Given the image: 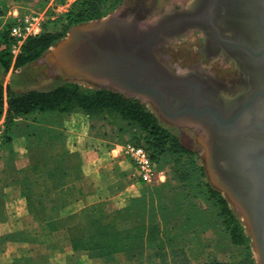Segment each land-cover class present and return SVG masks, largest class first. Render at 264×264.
<instances>
[{
  "label": "rangeland",
  "instance_id": "obj_1",
  "mask_svg": "<svg viewBox=\"0 0 264 264\" xmlns=\"http://www.w3.org/2000/svg\"><path fill=\"white\" fill-rule=\"evenodd\" d=\"M73 1L75 0H0V14L6 16L0 19V33L15 21L16 16L24 14L38 16L40 33L62 31L65 33L39 59L16 70L10 67L5 72L0 66V81L4 74L12 71L10 84L21 93L30 89L50 90L60 84L68 83L77 85L85 92L105 89L121 93L126 98L142 103L154 114L158 123L176 136L180 144L192 153L186 156L167 152L158 156L154 161L156 175L151 181L146 182L138 177L132 162L120 155L113 157L111 153V148L117 144H124L127 141L138 142L136 128L109 111L94 115L90 119L91 129L88 132L95 136V140L85 152L87 158L83 166L85 175L69 192L72 197L76 196V199L72 200L62 213L66 215L79 212L86 207L91 210L98 208L105 213L106 221H110L112 229L124 230L142 224L156 223L161 234L140 251L130 249L127 252H116L112 261L91 258L85 250H71V237L64 229L57 230L52 236L53 244L58 243L64 248L62 251L69 255L66 260L72 264L74 261L77 264H173L182 262L183 258L188 260V264H199L209 260L239 264L238 262L243 259H246L247 264L250 262L260 264L254 237L245 215L239 211L227 193L214 182L211 175L213 171H209L207 167L205 121L189 117L176 119L163 117L159 109L151 105L146 97L123 90L116 85L112 86L109 84L111 81L100 76L70 67L65 61L64 54L58 51L59 45L70 37L72 30L102 26L107 20H115L120 25L122 21L123 24L130 25L134 31L140 28H148L144 32L153 30L159 25L156 17L161 13V9L169 7L176 0H120L113 9L99 19L68 25L66 12ZM195 30L198 29L182 32L168 40L171 46L164 49L163 53L170 56L171 63L175 58L180 59V67L202 63L206 65L205 69L215 76H223L224 79L231 77V69L227 68L228 59L222 57L201 59L202 55L198 52L201 43L189 40L191 33H194L191 31ZM239 78H241L240 74L233 79V82L235 83L236 80L240 82ZM221 95L232 96L231 93ZM71 113L88 116L77 108ZM58 142L65 147H71L70 132ZM5 144L6 142L3 141L1 148ZM218 183L224 187L221 180ZM206 184L218 190L227 200L229 208L242 228L243 245L231 241L219 217L215 200L207 197ZM6 195L16 197L18 194L15 188L0 191L1 213L6 209L2 202V198ZM83 222L82 230L80 231L79 227L75 233L78 237L82 236L89 240L94 228L86 220ZM95 252L91 251L94 254ZM55 256L60 255L54 253L51 257L53 261L56 259ZM17 264H32V262L25 259Z\"/></svg>",
  "mask_w": 264,
  "mask_h": 264
},
{
  "label": "trees",
  "instance_id": "obj_2",
  "mask_svg": "<svg viewBox=\"0 0 264 264\" xmlns=\"http://www.w3.org/2000/svg\"><path fill=\"white\" fill-rule=\"evenodd\" d=\"M120 0H75L70 9L66 12L67 24L85 22L103 17ZM62 32H41L34 36H29L21 47V52L12 61V55L6 49L0 50V66L4 71L16 70L39 59L43 53L49 49L53 43L64 36ZM7 37V28L0 33V40ZM5 95V96H4ZM79 109L88 116L109 111L117 114L123 121L136 128L138 142L149 152L153 161L164 153L171 152L180 155L190 156L192 151L180 144L178 138L162 127L154 114L144 107L138 100L124 97L121 93L97 89L85 92L75 84H60L49 91L36 89L22 93H15L7 83L5 87L0 85V118L5 112L6 131L4 142L8 140V132L14 120L25 114L35 111H59L70 114L74 109ZM140 140H142L140 142ZM65 151V148L62 150ZM201 169V168H200ZM202 170V169H201ZM202 173V172H201ZM76 184L65 187L63 195L64 202L61 208L49 210H37L29 206L31 212L40 214L43 217L45 226L43 233L32 239H41L49 242L53 249H62L61 246L53 244L52 236L54 232L64 229L71 237V250L88 251L91 258L112 257L116 252H127L130 249L140 251L149 243L155 241L161 234L159 225L156 223L142 224L124 230L112 229L109 220L106 221L105 213L100 209L83 208L79 212L64 215L63 209L76 199L69 192ZM207 197L215 200L219 217L225 226L231 241L237 245H243L244 236L242 228L236 220L234 213L228 206L225 197L215 190L210 184H206ZM96 210V211H95ZM83 220L93 225V230L89 240L78 237L75 230H82ZM67 222L69 223L67 225ZM75 233V234H74ZM130 239V240H129ZM91 251H96L95 254ZM188 260L183 258L182 262L173 264H188ZM239 264H247L246 259L240 260ZM199 264H230V262L209 260ZM253 264V262H250Z\"/></svg>",
  "mask_w": 264,
  "mask_h": 264
},
{
  "label": "crops",
  "instance_id": "obj_3",
  "mask_svg": "<svg viewBox=\"0 0 264 264\" xmlns=\"http://www.w3.org/2000/svg\"><path fill=\"white\" fill-rule=\"evenodd\" d=\"M2 17L6 16L0 14ZM11 76L12 71L4 74L0 85L5 87L8 83L13 92L21 93L10 84ZM2 116L5 117V112ZM92 118L35 111L14 120L9 138L0 149V191L15 188L18 195L2 198L6 209L0 212V264H17L25 259L32 264H72L66 260L69 255L62 251L64 248L53 249L49 242L32 239L43 233L45 223L29 206L37 210L61 208L65 187L84 178L85 152L95 140L88 132ZM68 132L71 147L58 142ZM54 253L60 255L55 256V261L51 259ZM101 259L112 261L113 256Z\"/></svg>",
  "mask_w": 264,
  "mask_h": 264
},
{
  "label": "water",
  "instance_id": "obj_4",
  "mask_svg": "<svg viewBox=\"0 0 264 264\" xmlns=\"http://www.w3.org/2000/svg\"><path fill=\"white\" fill-rule=\"evenodd\" d=\"M105 25L108 29L107 32L102 33L98 38L92 34L97 27L74 29L71 31L70 37L59 45L58 51L64 54L65 61L70 67L80 72L100 76L102 79L111 81L123 90L140 94L146 98L153 99V96L157 95L161 98L157 108L167 118L189 117L201 120L202 122L209 120L214 132H222L223 130H231L233 128L247 132L252 130L258 131L257 128L264 130V115L253 117L244 126L238 124L239 119L245 112H249L251 116L253 113H256L255 102L260 99L264 101V87L252 90L242 102L237 104L236 108L229 115H224L221 112L220 106L214 102L209 103L200 110L191 112L182 109V102L172 108L167 104V100H164L161 90L176 84L182 85V83L174 81L173 85L169 86L168 81L159 78L162 72L153 70V65L147 63L148 60L152 59V54H150L152 51L151 44L158 41L156 36L161 31L168 34L169 31H172V27L157 26L153 30L144 32L148 28H140L134 31L130 25L123 24L122 21L121 25H124L123 27L115 20L103 22L102 26ZM259 26L264 31V17L259 18ZM121 36L126 37L124 42H126L128 47H131L127 54L118 51V47L116 50L109 49L110 43L114 45V49L116 45H120ZM159 36L166 37L165 34ZM136 41L143 42L144 48L142 50L139 49L140 51H137L136 47L132 46ZM249 43L252 45L250 41ZM252 48L255 49V52H252V54L261 60L264 57V44L257 48L252 45ZM110 58L116 60L117 64L115 63L112 66L108 60ZM123 60H125L126 67L122 66ZM141 66L143 70H141ZM162 78H164V75H162ZM159 83H162L161 89L157 86ZM261 131L259 130L258 132ZM207 156V167H209V171L213 170L211 175H213L214 182L227 193L229 198L235 202L239 211L245 215L254 237L259 263L264 264V150L250 153L245 169L240 170L236 174V177L251 175L250 179L254 184L253 195L245 198L231 197L229 195L230 189L219 185L220 176L215 167L218 162L208 152Z\"/></svg>",
  "mask_w": 264,
  "mask_h": 264
},
{
  "label": "flooded vegetation",
  "instance_id": "obj_5",
  "mask_svg": "<svg viewBox=\"0 0 264 264\" xmlns=\"http://www.w3.org/2000/svg\"><path fill=\"white\" fill-rule=\"evenodd\" d=\"M240 1L242 0H234V2H240ZM221 2L230 3L231 1L230 0H176V2L170 4L169 7H166L165 9L162 8L161 13L159 14V16L156 17L159 23L158 25L159 27L170 26L172 27V31H169L168 34L164 31L160 32L159 35L165 34L166 37L164 36L161 37L159 35L156 36V39L158 41L151 44L152 51L150 52V54H152V59L148 60L147 63L153 65V70L162 72L159 78L168 81L169 86L173 85L172 83L174 81H180L182 83V85L176 84L170 87H165V88L163 87L164 89H162L161 91L163 92V98L165 101L166 100L167 102L173 101L174 106H177L182 102V109H186L188 112L200 110L202 109V107H205L209 103H213V102L221 106L222 105L221 94L231 93L232 97H234V104L231 111L227 114L229 115L236 108L237 104L239 102H242L250 94L252 90H256V87L257 88L264 87V82H262L259 85V87L254 86L250 89H246V86H248L247 78L246 76H244L245 75L244 71H251V70L255 71L256 68H258L259 64L261 63L264 64V57L260 60L259 57L256 58L252 54V52H255V49L252 48V45L257 48L263 45L264 43L260 45L254 44L252 38H250L246 34L243 28H237V29L232 28L229 25L228 20H226L227 22H225V20L223 19L224 22H222V24L219 25L217 17L229 16L227 10L225 9L223 11L220 10L219 4ZM260 8L261 6L258 4L257 10ZM234 10H237V8L236 9L234 8ZM245 11L246 10H240L239 12L241 13H238L239 15H241L242 21L244 23L256 21L257 26L260 28L259 18L264 17V13L259 15V18H257L256 13H250V11H247L248 12L247 13ZM245 14L246 15L248 14L249 16H246ZM192 29H198V30H195L196 32L191 31L194 33H191L189 40L190 41L192 40L194 42L197 41L201 43L198 51L202 55L201 59L207 57H212V58L217 57V59L222 57V59L225 58L228 59L227 68L231 69V77L229 76L226 77L227 79H224L223 76L222 77L215 76L212 72H209L208 69H205L206 65H203L202 63L201 64L195 63V64H190L188 66L184 65L183 67H180V63H181L180 59L175 58L173 59L172 63L170 62L171 60L170 56H167L165 53H163L164 49L171 46V42H169L168 40L172 39L173 37L179 35L182 32H186ZM105 30L107 32L108 30L107 27ZM125 38H126L125 36H121L120 39L122 40L120 42V45L119 46L116 45L115 49H114V45L110 43L109 49L116 50L118 47V51L127 54L128 50L131 49V47L130 46L128 47L126 45V42H124ZM137 41L134 44H132V46H135L137 51H140L144 48V45L143 42H137ZM165 41L168 42L163 43ZM249 41L252 43V45H250ZM236 58L241 60L242 68L244 69L243 72L241 68L238 66V62ZM108 60L110 61L109 63L112 66L116 63V60L112 58ZM219 63L222 64L221 62ZM122 66L126 67L125 60L122 61ZM140 68L141 70H143L142 66ZM239 74L241 76V78H239L241 79V81L239 82V80H236V82L234 83L233 79L236 78V76ZM162 75H164V78H162ZM207 75L210 77H208ZM109 84L112 86L115 85L112 82L111 83L109 82ZM157 86L159 87V89H161L162 83L157 84ZM174 92L175 94H173ZM206 92L214 94L216 96L213 98L211 94H206ZM213 99H215L216 101L215 100L213 101ZM146 100H148L151 105L157 107L161 98L155 95L153 96V99L147 97ZM255 110L256 113H253L252 116L250 115L249 112H245L239 119L238 124L240 126H244L253 117L255 116L257 117L258 115L259 116L264 115L263 100L260 99L255 102ZM160 113L161 116L166 117V115L163 114L162 111H160ZM245 115L248 117L246 123L241 124L240 121ZM205 121L209 125V131L212 132L213 134H221V133L229 134L230 132H235L238 134L247 133V131H239L238 129L235 128L231 130H223L222 132H214L212 130V126L209 120H205ZM257 129L258 131L262 130V128H257Z\"/></svg>",
  "mask_w": 264,
  "mask_h": 264
},
{
  "label": "bare ground",
  "instance_id": "obj_6",
  "mask_svg": "<svg viewBox=\"0 0 264 264\" xmlns=\"http://www.w3.org/2000/svg\"><path fill=\"white\" fill-rule=\"evenodd\" d=\"M230 1H231L230 3L221 2L219 4L220 7L218 6L221 11H223L224 9L227 10L228 15H229L227 17H223V16L217 17L216 16L218 18L219 25L222 24V22H224V20H225V22H227L226 20H228L229 25L232 28H236V29L237 28H243L245 30L246 34L250 38H252V41L254 44L260 45V44L264 43V31L257 26L256 21L252 20L253 22H249V23L245 22L244 23L242 21L241 15L238 14V13L242 12V11L239 12L240 10H246L245 12L250 11V13H256V17L259 18V15L264 13V0H242L240 2H234V0H230ZM258 4L261 6V8L257 10ZM234 8L235 9L237 8V10H234ZM246 16H249V15L247 14ZM251 17H250V19H251ZM106 27H107L106 25L105 26H98L97 28H95V30L92 32V34L96 38H98V36H100L102 33L106 32V30H105ZM236 60L238 62V66L241 68V70L243 72L244 69L242 68L241 60L238 58H236ZM244 66H245V64H244ZM244 74H245L244 76H246V78H247V85H248V86H246V89H250L254 86L259 87V85L262 82H264V64H262V63L259 64L258 68H256L255 71H252V70L251 71H244ZM208 77H210V76H208ZM176 91H179V90H176ZM175 92L173 94H175ZM206 94H211V93L206 92ZM211 96H213V98H214L216 95L211 94ZM208 97H209V95H208ZM214 100L215 99H213V101ZM221 100H222V105L220 106L221 111L223 112V114L227 115L231 111V109L233 108L234 97H232V96H228V97L223 96L222 97L221 96ZM167 104L172 108L176 107V106H174L173 101H169V102H167ZM247 118L248 117L245 115L241 119L240 123L245 124ZM204 128H206L205 131L207 132V135L204 136V137H206L205 139H206V145H207V147L206 146L205 147H206L207 152L209 154L213 155L216 162H218L215 165V167H216L217 172L220 176V180L223 183V186L226 188H229L230 189L229 192L231 193V195L235 196L237 198H245L247 196L248 197L252 196L254 184L252 183V180L250 179L251 175L250 174H249L250 176L249 175H244V176L240 175V176L236 177L237 176L236 174L240 170L245 169L246 164H247V159H248V156L250 153L257 152V150H263L264 149V131H261V132L251 131V132H247V133H243V134H241V133L238 134L235 132H230L229 134H225V133L224 134L223 133L213 134L212 132L209 131V125L207 124L206 121L204 123Z\"/></svg>",
  "mask_w": 264,
  "mask_h": 264
},
{
  "label": "built area",
  "instance_id": "obj_7",
  "mask_svg": "<svg viewBox=\"0 0 264 264\" xmlns=\"http://www.w3.org/2000/svg\"><path fill=\"white\" fill-rule=\"evenodd\" d=\"M7 28V37L0 40V50L6 49L14 59L20 52L27 37L40 33V20L36 14H24L16 16ZM6 125L4 117L0 118V149L4 141ZM113 157L120 155L134 164L139 178L149 182L156 175V166L151 159L148 150L139 143L125 142L111 148Z\"/></svg>",
  "mask_w": 264,
  "mask_h": 264
}]
</instances>
